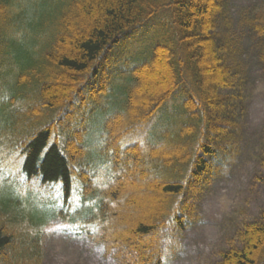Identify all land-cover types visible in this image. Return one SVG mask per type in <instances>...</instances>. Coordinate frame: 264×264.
Returning <instances> with one entry per match:
<instances>
[{
  "label": "trees",
  "instance_id": "1",
  "mask_svg": "<svg viewBox=\"0 0 264 264\" xmlns=\"http://www.w3.org/2000/svg\"><path fill=\"white\" fill-rule=\"evenodd\" d=\"M223 9V0H0V264H43L56 220L119 264L171 263L198 214L191 199L221 171L245 111L244 75L217 43ZM250 25L264 64V12ZM149 26L137 84L124 103L110 101L133 62L120 44ZM159 59L163 89L139 96ZM157 119L147 139L124 145ZM137 174L155 195L118 208ZM215 264H264V208L236 225Z\"/></svg>",
  "mask_w": 264,
  "mask_h": 264
},
{
  "label": "rangeland",
  "instance_id": "2",
  "mask_svg": "<svg viewBox=\"0 0 264 264\" xmlns=\"http://www.w3.org/2000/svg\"><path fill=\"white\" fill-rule=\"evenodd\" d=\"M223 1L226 15L222 12L216 22L217 43L230 45L228 61L236 59L246 75L245 111L239 119L241 132L221 171L204 191L193 197L199 215L180 235L181 247L171 264H215L220 252L227 246L228 239L234 234L236 225L255 219L264 208V64L258 54L260 38L252 32L250 25L255 14L264 12V0ZM163 25L159 23L158 28ZM149 31L148 41L152 43L154 32ZM146 48V45H140L135 51L143 52ZM217 53L205 55L207 65L216 63L213 55ZM129 56L133 62L125 66V71L115 80L118 84L107 91L110 101L121 98L120 103H124V96L132 93L133 86L137 84L133 71L139 67L138 60L142 55ZM160 62L159 59L153 71L144 75L139 96L144 92L147 94L149 88L157 89L156 92L163 89L161 79L164 75L169 76V72L161 67ZM206 78H211L208 72ZM163 122V119H158L159 126ZM136 139L131 137V141ZM135 184L137 186L128 187L126 194L118 200V208H127L132 196H139L145 205L147 197L154 194L145 189L139 174ZM55 224L60 225L57 221ZM123 226L129 224L121 221L114 224L115 228ZM60 227L50 228L46 237L45 264H118L112 251L107 252L90 238L66 231L62 225Z\"/></svg>",
  "mask_w": 264,
  "mask_h": 264
}]
</instances>
